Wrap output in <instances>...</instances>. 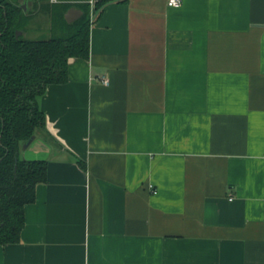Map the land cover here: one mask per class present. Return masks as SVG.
I'll return each instance as SVG.
<instances>
[{
	"label": "crops",
	"instance_id": "crops-1",
	"mask_svg": "<svg viewBox=\"0 0 264 264\" xmlns=\"http://www.w3.org/2000/svg\"><path fill=\"white\" fill-rule=\"evenodd\" d=\"M92 17L88 59L38 99L22 152L47 179L0 264H264V0Z\"/></svg>",
	"mask_w": 264,
	"mask_h": 264
},
{
	"label": "trees",
	"instance_id": "trees-1",
	"mask_svg": "<svg viewBox=\"0 0 264 264\" xmlns=\"http://www.w3.org/2000/svg\"><path fill=\"white\" fill-rule=\"evenodd\" d=\"M24 1L0 0L1 246L20 241L25 207L35 201L36 187L47 179L46 160L21 158L35 133L46 129L38 99L48 85L67 82L69 59H88L90 26L95 21L90 18L89 4L59 0V4L50 5L49 0H36L39 11L52 14L51 29L62 24V31L47 39H26L24 33L33 14L28 6L23 10ZM110 1L94 3V10L99 11ZM73 7L79 8L82 15L69 24L64 15ZM18 31L21 33L16 36ZM77 163L85 169L82 161Z\"/></svg>",
	"mask_w": 264,
	"mask_h": 264
},
{
	"label": "rangeland",
	"instance_id": "rangeland-1",
	"mask_svg": "<svg viewBox=\"0 0 264 264\" xmlns=\"http://www.w3.org/2000/svg\"><path fill=\"white\" fill-rule=\"evenodd\" d=\"M87 9L89 12V8ZM51 15L52 14L50 12L49 13L39 12L33 15L30 21L28 22V30L24 33V38L32 39V40L47 39L53 35L55 36L59 35L60 31H62V24L61 26L60 25H58L57 27L54 26L53 29H51V24H52ZM38 134L39 133L36 132L35 136H37ZM21 158H23V152H21Z\"/></svg>",
	"mask_w": 264,
	"mask_h": 264
},
{
	"label": "water",
	"instance_id": "water-1",
	"mask_svg": "<svg viewBox=\"0 0 264 264\" xmlns=\"http://www.w3.org/2000/svg\"><path fill=\"white\" fill-rule=\"evenodd\" d=\"M26 5H27V0L24 1L22 8L25 11L26 10ZM82 15V12L80 10H77L75 8L69 9L65 15L64 18L67 23H73L75 22L80 16ZM21 32H16V36H19Z\"/></svg>",
	"mask_w": 264,
	"mask_h": 264
},
{
	"label": "built area",
	"instance_id": "built-area-1",
	"mask_svg": "<svg viewBox=\"0 0 264 264\" xmlns=\"http://www.w3.org/2000/svg\"><path fill=\"white\" fill-rule=\"evenodd\" d=\"M53 2H55L56 0H52ZM182 0H167V6L168 7H178L180 4H181ZM90 7H91V11H90V18L92 20V16L95 12L94 10V4H90ZM102 83L103 84H107L108 81L106 79H102Z\"/></svg>",
	"mask_w": 264,
	"mask_h": 264
}]
</instances>
